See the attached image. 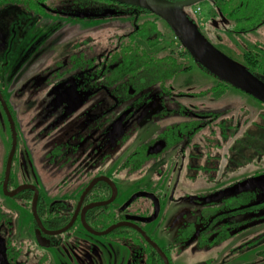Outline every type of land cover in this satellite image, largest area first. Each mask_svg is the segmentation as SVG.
Masks as SVG:
<instances>
[{
    "label": "rangeland",
    "instance_id": "1",
    "mask_svg": "<svg viewBox=\"0 0 264 264\" xmlns=\"http://www.w3.org/2000/svg\"><path fill=\"white\" fill-rule=\"evenodd\" d=\"M52 1L55 0H47V4ZM59 1L58 4L61 5ZM72 4L78 8L80 5H86L85 7L88 9L101 12H106L107 9H110L112 12H107L105 15L91 19H79L63 15L57 16L49 11L43 16L28 19L30 20V25L27 27L24 36L22 38L16 36L15 41L12 43L13 49L10 44L9 47H11L12 51L9 52V56H7L6 52L0 51V64L7 62L4 65V69L0 67V82L4 85L8 82V85L5 88L3 86V88L11 104L18 137L14 169L21 174V177L38 182L42 186L43 192H46L49 196H54L57 193H67L66 188L70 186L71 182L68 179L66 180L68 183L62 185L59 183L62 180L61 177L66 176L65 172L67 170L75 169L76 165L79 166L80 163L79 158L71 162L67 161V163L62 162L63 160L59 158L54 160L59 154L56 153L57 149L60 150L61 143L66 141L67 130L77 121L80 127L89 123L90 132L96 134L97 126L100 122H107L105 119L117 117L123 108L128 107L130 110H134L138 105L145 102L144 106L135 109L130 119V126L127 129L114 130V124L111 123L109 135H114V139L111 142V146L105 152H102V158L99 159L97 157L95 163L98 166L99 162L103 163L102 165L107 167L108 173L113 174L114 183L119 190L117 204L124 202L128 196L143 189H154L158 195L164 194L160 196V215L155 220L143 225L147 230H153L152 234H154L160 245L171 244L177 238L181 224L184 222L183 220H189L191 217L193 206L187 197L205 196L211 194L217 187H223L224 185L215 184L217 178L223 179L224 182L228 180L227 183H229L231 181L237 182L238 179L244 176L264 175V104L239 88L219 81L217 77L198 64L192 56L187 55L183 56L182 62L186 65L189 64L191 67L187 71H179L166 84L165 88L160 85L145 86L141 90H136L128 100L123 99V97L128 96V87V89H123L121 93L116 94L114 91L117 100L105 91H98V93L87 99V102L76 106L74 113L65 117V119L62 117L56 119L58 113L53 114L50 118L45 117L44 112L47 109L46 101L50 91L48 90L49 86L42 84L40 87H35L34 84L32 85L26 81L29 76H38L47 67L54 65L57 60L66 58L73 43L82 45L91 41L95 48L107 47V40L111 37L118 36V34H129L145 20H155L152 13L140 11L137 14L131 7L121 8L119 5H112L106 2L85 3V0H81ZM181 6L202 28L206 38L210 39L227 56L235 59L243 66H248L243 59V53L244 51L252 50L260 59V64L264 65V23L246 33L231 32L228 34L226 31L221 30L220 33L228 34V36L224 35V39L218 42L209 31L210 25L208 23L215 16V6L211 4V0H193L181 4ZM120 10L124 12L119 13ZM30 12L32 11L30 10ZM3 13H5V16L11 15L17 18L20 16V12L16 8L9 9ZM6 21L9 24L10 22L14 23L15 20L8 18ZM29 23L27 21L24 22L25 26ZM238 25L243 27L248 24L238 23ZM156 26L157 29L165 34L166 38L163 44L166 45L167 49L175 48L178 42L171 36V28L166 21L164 19L156 20ZM224 26L226 27L228 24ZM11 27L13 29L15 26L12 25ZM17 59H20L23 65L14 66ZM22 74L27 77L25 81L20 78ZM132 85L133 88L136 87L134 84ZM171 86L175 87L176 93L185 94L191 89L195 95H189V97L180 96L177 100H174L175 102H172L168 95L164 94L166 90H170ZM130 87L132 88V86ZM73 100L75 99L70 96L66 104L77 105L78 102L74 103ZM178 103H180V106ZM189 103L200 107V110L209 112V114L226 111L214 122L218 123L223 119L232 121L234 119L230 124L231 130L237 128L240 117H243L244 120L248 118V122L242 126L243 129L236 131L230 138L232 142L241 139V141L249 144L250 148L246 147L248 151L244 155L243 145L237 143V157L236 159L232 158L236 166L242 163L244 165L234 170H229V174L225 178L222 173L224 172L223 168L226 161L223 159L217 161L220 163L219 168L209 167L205 171L189 168L188 160L184 163V166L181 162L179 163L180 150L186 148L189 151L190 145L185 138H181V142L175 145L174 142H171L173 136L169 135L172 132L168 134L167 132L175 130L178 133L179 130L182 131L186 122H188L189 126H192L194 119L191 117L186 118L182 115V110H185L183 105H188ZM113 105H116V107L110 111L108 118L104 117V115H99ZM167 108L173 109L175 112L170 113ZM90 115H94V118L89 119ZM96 115H99V117H96ZM218 125L214 126L215 132L212 130L210 132L207 128L203 129L194 140L190 141L192 143L197 141L202 145L204 144L203 140H200L202 136L212 137L214 140L219 138L221 134ZM71 129L68 133L76 131V129ZM0 130L1 176L9 155L11 138L9 129L0 127ZM247 130H250L249 134L251 137H249L248 133L243 135ZM122 135L124 136L123 139L117 142L115 138L122 137ZM158 137H165L166 145H168L161 153L155 158H146L144 151L141 156H145V159H138L135 165H126L124 169H121V165L129 154L141 147L146 148L149 143H152ZM256 153H259V155L257 156ZM94 160L95 158L93 157ZM60 162L64 164L59 165ZM118 169L122 171L117 173ZM79 185H81L80 182ZM1 196L5 200L8 199L4 206L15 217L14 237L24 241L31 235L29 225L32 221V216H30V211L25 210L24 206L13 198H7L5 195ZM240 197L242 196L240 195ZM147 202L148 200L144 198H137V201L128 210L132 211L137 205ZM150 210L148 208V210L141 213L148 215ZM179 217L181 222L174 225V220ZM193 225L195 224L190 225V230ZM263 231L264 222L243 228L239 233L229 236L228 239L221 241L222 243L217 246L209 247L208 243L203 245L202 242L200 244L198 241H194L188 246L184 245L182 247L181 245L174 249L175 252L171 253L170 263L264 264L258 262L263 256L262 252H264V238L258 236ZM82 237L85 249H88L87 243L91 245L96 240L100 248L103 264L121 262L125 264L129 257L131 259L132 253L130 254V252L132 249L128 246L123 244L111 245L110 243L104 245L105 236L99 237L83 233ZM252 239L253 241H251ZM54 256L58 261H64L62 257L59 259L55 252ZM97 259L98 264H100V259L98 257ZM52 261L53 264H57L54 258ZM76 262L78 261L76 260ZM84 264L93 263L86 259Z\"/></svg>",
    "mask_w": 264,
    "mask_h": 264
},
{
    "label": "flooded vegetation",
    "instance_id": "2",
    "mask_svg": "<svg viewBox=\"0 0 264 264\" xmlns=\"http://www.w3.org/2000/svg\"><path fill=\"white\" fill-rule=\"evenodd\" d=\"M30 3V0H14V4L12 5L2 6L0 4V51L6 52L7 56H9V52L13 49L12 43L15 41L16 36L19 38L24 36L27 27L30 25V20L28 19H35L38 16H43L49 11L57 16L63 15L69 18H80V16L84 15V13L81 14L80 12L73 10V8L71 11L67 9H59L56 5L54 6L57 8L51 6L48 8L47 0H33L31 5ZM31 7L34 10L31 11L34 13L30 12ZM14 8L20 12L18 18L16 16L4 15L5 13L3 12ZM141 9L148 11L144 8ZM136 13L138 14L139 12L136 10ZM8 18L15 20L14 23H6ZM26 21L29 23L27 26L24 24ZM11 24L15 26L13 29ZM134 29H138V26ZM90 42L91 41L85 42L82 45L80 43H73L72 47H70V53L66 58L57 60L54 65L47 67V69L38 76L31 75L26 79L27 77L23 76V74L21 75L20 78L22 81H25L26 79L27 82L32 85L34 84L35 87H40L42 84L49 86L48 90L50 91L46 101L47 109L44 112L45 117L50 118L53 114L58 113L56 119L58 117V119L61 117L65 119V117L74 113L76 106L87 102V99L98 93V91H105L117 100L114 91L116 94L121 93L123 89L128 87V96L123 97L124 100H128L136 90L140 89L139 86L133 88L132 84L134 83L129 79L130 77H128L130 72L126 68L120 67V64H124V62L120 61L115 64V67H113V73L117 72L119 73V77L120 75L124 77L120 80L117 79V82L112 85H108L106 81L99 83L97 80L93 87L89 86V89L94 92L87 96V99L85 98L82 100L83 93H86L84 92L86 85H90L85 82V63L89 65L91 60L94 62L98 61V59L95 60L94 58H84V52H86L84 48H88L89 46L87 45H90ZM10 44L12 45V49L9 47ZM248 51L249 50L244 51L243 59L249 65V59L245 55ZM6 63H1L0 67H3L2 69H4ZM19 65L23 64L22 61L20 62V59H17L14 66L17 67ZM111 72V69L108 70V72H105V70H98L94 73V77L96 79L99 77L102 78L111 75ZM90 73L92 74V72ZM7 85L8 82L5 85L0 82V91L3 94L9 113L12 115L10 101L6 92H4V88ZM130 86H132V88ZM56 87H58V89L55 92H52V89ZM163 87L165 88V86ZM174 89L175 87L171 86L170 90L164 92L172 102L177 100L180 96L189 97V95H195L191 89L185 94H180L179 92L176 93ZM56 96V101H63L62 104L58 106H56L54 102ZM60 96H62V98ZM70 96H72V99H75L73 100L74 103L78 102L77 105L66 104ZM144 104L141 103L135 109L141 108ZM178 104L180 106V103ZM183 106L185 107V110H182V115L186 118L191 117L194 119L192 126H189L188 122H186L184 123L182 131L179 130L178 133L175 132V130L167 132V134L172 132V134L169 135L173 136L171 142H174L175 145L181 142V138H185L190 145L189 151H187L186 148L180 150L179 163L181 162L184 166V163L188 160L187 164L189 168L205 171L209 167L219 168L220 163L217 161L223 159L226 161L223 168L224 172L222 173L225 175H223L224 178L229 174V170H234L235 168L244 165V163H242L241 165L236 166V163L232 161V158L236 159L237 157V143L243 145L244 155L248 151L246 147L250 148L249 144L245 141H241V139L232 142L230 138L236 133V131L243 129L242 126L248 122V118L244 120L243 117H240L239 122L237 123V128L231 130L230 124L234 119H232V121L223 119L218 123L214 122L226 111L223 113L209 114V112H203L200 110V107L192 105L191 103ZM114 107H116V105H113L110 109H106L99 115H104V117L108 118L110 111ZM135 109L130 110L128 107L123 108L117 117L105 119L107 122H100L97 126L96 134L90 132L89 123L80 127V124L77 121L74 122V125L71 127L72 129L70 128L71 130L76 129L75 132L68 133L70 129L67 130L66 141L61 143L60 150L57 149L56 153L59 154L54 160H58L59 158L63 160L62 162L67 163V161L71 162L79 158L80 163L79 166L76 165L75 169L67 170L65 172L66 176L61 177L62 182L59 180V183L62 185H66L68 181L71 182L70 186L66 188L67 193L64 194L57 193L54 196H49L46 192H43L42 186H40L38 182L21 177V174L14 169V159L16 158L18 146V137L16 133V152L12 158L13 161L6 188L4 181L8 160H6L4 170L2 171L3 173L0 176V196L5 195L7 198H13L18 201L20 205L24 206L23 208L25 210L30 211V216H32V221L29 225V228H31V235L24 241L14 237L15 217L13 216V213L4 206V203L8 199L5 200L1 196L0 264H53V258L57 261V264H84L86 259H89L93 264H98L97 257L100 259V264H103L100 248L98 247L96 240L91 245L89 243L86 244L88 249L84 248L85 243L82 237L83 233L99 237L105 236L106 240L103 242L104 245L110 243L111 245L123 244L124 246H128L132 249L130 252L132 255L131 259L129 257L126 260L125 264H171V253L175 252L174 249L181 245L182 247L184 245L188 246L192 244V242L198 241V243H203V245L208 243L207 245L209 247L217 246L222 243L221 241L228 239L229 236L239 233L243 228L258 224L259 221L264 222V218L256 220L257 217L262 218V216H264V212L261 210L262 205L264 204V187H250L239 191L234 190L241 182L249 180L250 178L258 179L264 177V175L260 176L259 174H256L244 176L238 179L237 182L231 181L229 183H227L228 180L227 182H224L223 179L217 178L215 184L217 183L216 185L220 186L224 185L223 187H217L211 194L205 196L187 197L193 206L190 219L183 220L184 222L181 224L178 236L173 243L160 245L154 234H152L153 230H147L143 224L155 220L160 215V196L164 194L158 195L154 189L136 191V193L144 192L148 194L145 196H137V198H144L148 200V202L137 205L136 208L130 211L128 208L137 201V198L133 201H131L130 198L136 195V193L128 196L124 202L117 204L119 190L114 183L113 174L108 173L107 167H104V165H102L103 163L99 162V166L95 163L97 157H99V159L102 158V152H105L106 149L111 146V142L114 139V135H109V132H111V123L114 124V130L127 129L130 126V119L135 112ZM167 110L170 113L175 112L173 109L167 108ZM65 113L67 115L64 117ZM99 115H96V117H99ZM13 116L14 115H12V118L14 120ZM93 116L94 115H90L89 119H93ZM8 120L9 116L6 114L3 104L0 101V127L2 129H9L11 138L9 143L10 154L13 138L12 128L10 126V121ZM217 124H219L218 128L220 129L221 134L219 138H215L214 140L212 137L208 138L207 136H202L200 138V140H203L204 142L202 145L200 142L194 141V143H192L190 141L194 140L203 129L207 128L210 132L211 130L215 132L216 129H214V126ZM249 131L250 130H247L243 135H247V133L249 134ZM83 132L87 133H84V135ZM123 137L124 136L122 135V137L120 136L115 139L119 142ZM249 137H251L250 134ZM166 143L165 137H158L152 143H149L146 148L141 147L142 149L140 148L135 152H132V154H129L125 158L121 165V169H124L126 165H135V162H137L138 159H142L145 156L146 158H155L165 147L168 146ZM143 152L145 156H141ZM256 154L257 156L259 155V153ZM92 156L95 158L94 161ZM62 162H60L59 165L64 164ZM233 163H235L234 166H232ZM121 169H118L117 173H120L122 171ZM94 180L98 181L91 187V189H89V192L85 195L82 201H80L85 192L84 190L87 189ZM79 182L81 185H79ZM16 189L18 190L15 191ZM258 192L260 195L259 198L256 195ZM36 193H38V197L34 211L33 203ZM240 195L242 197H240ZM260 203L262 204L259 206L258 204ZM148 208L151 209L148 215L141 213L148 210ZM153 216L156 217L150 219ZM174 222V225L181 222L180 217L176 218ZM191 224L195 225H193L190 230ZM251 241H253V239ZM54 252L57 253L59 259L62 257L64 261H58L54 256ZM76 260L78 262H76ZM117 264H123V262Z\"/></svg>",
    "mask_w": 264,
    "mask_h": 264
},
{
    "label": "trees",
    "instance_id": "3",
    "mask_svg": "<svg viewBox=\"0 0 264 264\" xmlns=\"http://www.w3.org/2000/svg\"><path fill=\"white\" fill-rule=\"evenodd\" d=\"M30 1L31 5L33 0ZM76 1L81 0H60L59 3H61V5L58 4V0H55L51 3H48L47 5L48 8L49 6H57L59 9H67L70 11L73 8V10L78 11L81 14L84 13V15L80 16V18L77 17L79 19H91L96 16L105 15L107 12H112L110 9H107L106 12L88 9L85 7L86 5H80V7L78 8L72 5V2ZM170 1L176 2L183 9L181 4H185L186 2L193 0ZM86 2H106L112 5H119L121 8L131 7L138 12L142 10L140 7H136L130 4H123L113 0H85V3ZM0 4L2 6H7L10 4L12 5L14 4V0H0ZM211 4L215 6V16L213 20L208 23L210 25L209 31L211 35H213V37L218 40V42H221V40L224 39V35L228 36V34H230L231 32L246 33L250 30H254L255 28L262 25V23H264V0H211ZM30 10L34 11L32 7L30 8ZM142 11L149 13L145 10ZM183 11L186 12L184 9ZM123 12V10L119 11V13ZM152 14L155 17V20H145L142 24L137 25L138 29H134L129 34H118V36L111 37L107 40V47L101 46V48H95V45L90 42V45L92 46L84 48L86 51L84 52V58H94L95 60L98 59V61L94 62L93 60H91V63L89 65L85 63V82L89 83L90 85H86V89L84 90V92L86 93H83L84 95L82 97V100L85 98L87 99V96L94 92L89 89V86L93 87L97 80L99 81V83L106 81L108 85H112L117 82V79L120 80L124 77L121 75L119 77V73L117 72L113 73V67H115V64L119 63L120 61L124 62V64H120V67L126 68L130 72V74H128V77H130L129 79L134 83L135 86H139L140 89L145 86H166V84L172 78H174L179 71H187L191 67L189 64L186 65L184 64V62H182L183 56H191V54L188 50L185 49L181 41L176 37L172 30H170L172 32L171 36H173V39L178 42L177 46L173 49H167L166 45L163 44V41L166 38L165 34L157 29L156 26V20H162V18L157 17L154 13ZM186 14L187 16H189L187 12ZM189 17L194 22L196 27L199 28L201 33L205 36L202 28L198 25V23H196V21L191 16ZM238 23H247L248 25L239 27ZM226 24H228L229 27H225L224 25ZM221 30L226 31V33L228 34L220 33ZM90 48L92 49L90 50ZM245 55L249 59V65L246 66L247 69L264 81V65L260 64V59L258 58L256 53H254L252 50H249L247 53H245ZM110 69L112 70L111 75L104 76L102 78L99 77L97 79L94 77V73H96L98 70H105V72H108V70ZM90 72H92V74ZM218 80L221 82L223 81L224 83L229 85V83L224 80H220L219 78ZM256 195L259 198V192L256 193ZM261 204L262 203L258 205L260 206ZM261 210L264 212V204L262 205ZM263 218L264 216H262V218L257 217L256 220ZM263 235L264 231L259 235V237L264 238ZM262 254L263 256L258 260V262L264 263V252H262Z\"/></svg>",
    "mask_w": 264,
    "mask_h": 264
},
{
    "label": "water",
    "instance_id": "4",
    "mask_svg": "<svg viewBox=\"0 0 264 264\" xmlns=\"http://www.w3.org/2000/svg\"><path fill=\"white\" fill-rule=\"evenodd\" d=\"M118 1L123 4H130L136 7H141L149 12L154 13L157 17L164 19L168 26L173 30L174 34L181 41L182 45L186 50L189 51L191 56L198 64L204 67L208 72H212L215 76H217L220 80H224L233 87H237L242 90L244 93H248L252 95L255 99H258L262 103H264V81L261 80L257 75L252 73L247 67L240 64L235 59L227 56L222 50L218 49L210 40L205 38V36L201 33L198 27L194 24V22L187 16L186 12L174 1L170 0H113ZM58 87L53 88L52 92H55ZM51 92V94H52ZM62 98V96H60ZM57 96L55 97V105L58 106L62 104L63 101H56ZM0 101L3 104L6 114L9 116L10 126L12 128V147L10 154L8 156V162L6 167V176H5V188L7 187V182L10 176V170L12 166V158L16 152V126L14 124V120L12 115L9 113V109L7 108V104H5V100L3 94L0 91ZM67 114L65 113L64 117ZM98 181V180H97ZM94 180L91 185L85 189L82 199L89 192V189L97 182ZM250 187H264V177L253 179L250 178L244 182H241L237 188L234 190L247 189ZM19 189V188H18ZM16 189L15 191H17ZM148 195L144 192L136 193V195L130 198L133 201L137 196H145ZM38 193L35 195L34 199V211L35 204L37 201ZM36 213V212H34ZM156 216L151 217L150 219L155 218ZM105 233V232H104ZM102 233V234H104Z\"/></svg>",
    "mask_w": 264,
    "mask_h": 264
}]
</instances>
